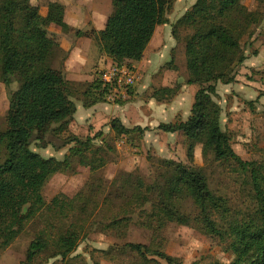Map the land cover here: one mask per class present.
I'll use <instances>...</instances> for the list:
<instances>
[{
  "label": "trees",
  "instance_id": "obj_1",
  "mask_svg": "<svg viewBox=\"0 0 264 264\" xmlns=\"http://www.w3.org/2000/svg\"><path fill=\"white\" fill-rule=\"evenodd\" d=\"M175 1L111 0L112 12L105 27L100 31L76 30L75 36L95 41L112 65L139 62L156 28L167 23V11ZM243 2L196 0L174 23L171 30L174 39L180 28L191 31L184 44L186 84L200 88L187 120L162 123L156 129L165 134L184 135L190 143V161L193 146L200 144L204 155L212 154L216 162H233L249 179L253 209L239 217L230 215L227 202L209 189L200 169L174 160L160 161L162 171L152 183L129 174L116 190L122 193L118 196L123 197L127 207L125 215L132 212L133 206L139 208L143 214L141 226L154 236L168 224H177L204 235L218 236L233 255L228 263L196 260L191 264H264L263 168L243 161L234 152L221 128V109L211 98L217 83L235 82V71L246 59L244 37L264 19V0H254L251 10L244 8ZM65 11L64 4L50 1L43 16L31 0H0V82L7 89L14 82L18 84L16 90L8 93L5 128L0 130V250L10 247L33 221L45 213L50 215L19 264H34L42 256L64 260L76 250L83 228L72 222L55 232L53 222H62L70 214L77 217L84 213L86 204L79 205V194L72 199L57 195L47 204L42 190L52 176L70 166L73 156L92 171L102 166L87 155L92 151L91 139L82 143L73 138L76 144L73 154L63 160L43 158L31 149L32 141H43L54 126L58 133L66 131L77 113L71 82L62 70L52 66V59L61 51L60 43L47 33L50 25L64 26ZM97 83H92L91 94L107 92L109 87L101 89V83ZM178 91L179 87H164L155 92V98L158 101L171 98ZM252 106L248 103V107L252 109ZM110 127L119 136L143 131L140 127L129 129L117 119L111 121ZM188 202L193 212L187 211ZM146 206L149 211L143 210ZM126 221L124 216L112 221L110 226L118 227ZM124 248L142 257L145 263L159 264L149 259L153 257L165 264H183L179 258L165 253L161 243H127Z\"/></svg>",
  "mask_w": 264,
  "mask_h": 264
},
{
  "label": "rangeland",
  "instance_id": "obj_2",
  "mask_svg": "<svg viewBox=\"0 0 264 264\" xmlns=\"http://www.w3.org/2000/svg\"><path fill=\"white\" fill-rule=\"evenodd\" d=\"M50 1L53 0H31V3L45 12ZM90 2L91 0H64L67 19L71 20L74 29L71 31L68 25L53 28L50 25L47 33L55 35L60 31L67 38L69 35L75 36V31L79 28L81 31L94 29L93 24L101 19L100 15L94 13V9L100 5L108 15L112 12V6L110 2L102 4L100 0H92L90 10ZM181 4L179 2L176 9L174 4L169 7L166 15L169 20L154 35L145 55L147 60H143L144 64L129 61L121 64L134 75L131 86L115 85L104 94H91L92 83H101V89L105 87L102 78L105 69L112 65L110 60H104L102 66L93 67V70H87L86 67L77 70L71 66L70 72L66 73L67 54L61 50L52 59V66L62 70L65 77L71 79L72 100L77 113L66 131L58 133L57 126H54L43 141L33 140L31 149L43 158L63 160L73 154L72 148L76 147L73 138L82 143L91 139L92 151L87 152V155L94 157L102 166L92 171L90 167L80 165L78 157L73 156L70 166L63 173L52 176L45 184L42 194L47 204L57 195L70 199L78 194L81 196L79 205L86 204L84 213L77 217L70 214L66 220H54L53 223L57 232L76 222L83 228V234L76 250L67 259H48L49 256H42L34 264H156L145 263L142 257L124 248L127 243H161L165 253L179 258L183 264H191L196 260H202L203 263H228L233 259L226 242L216 235H204L195 229L168 224L154 236L141 226L143 214L139 208L133 206L134 210L125 215L127 207L123 197L118 196L122 193L116 191L129 174L141 177L147 184L152 183L162 171L160 161L174 160L200 169L209 189L227 202L230 215L239 217L254 207L249 179L233 162H216L212 154L204 155L200 144L193 146V160L190 161V143L184 135L165 134L156 129L162 123L187 120L195 93L200 88L186 84L188 73L184 44L191 31L180 28L177 39L171 34L174 18L185 9L180 7ZM243 5L244 8L251 7L254 0H244ZM92 42L104 55L98 44L93 40ZM239 70L237 68L235 71V78H238ZM239 82L237 80L231 85L217 83L216 93L211 98L221 109V128L229 137L234 152L243 161L262 166L264 174V102H258L253 95H250L252 100L242 95ZM17 87L18 84L14 82L7 89L0 82V130L5 128L8 93ZM164 87H179V91L171 98L158 101L155 92ZM259 93L260 96L263 94ZM250 102L253 104L252 109L248 107ZM114 119L120 120L129 129L140 127L143 131L116 135L110 127ZM186 209L188 212L194 210L189 202ZM143 210L149 211V206ZM49 216L45 213L33 221L10 247L0 250V264H19L23 261L29 243L44 228ZM124 216H127L128 221L121 222L118 227L110 226L112 221ZM51 253L53 252L50 255ZM149 259L165 264L157 258Z\"/></svg>",
  "mask_w": 264,
  "mask_h": 264
},
{
  "label": "crops",
  "instance_id": "obj_3",
  "mask_svg": "<svg viewBox=\"0 0 264 264\" xmlns=\"http://www.w3.org/2000/svg\"><path fill=\"white\" fill-rule=\"evenodd\" d=\"M56 2H59L61 4H64V0H53ZM196 0H176L174 2L173 7L176 9L177 4L181 2V8L185 7L183 12L176 16L174 18V22H176L194 3ZM111 4V0H100V3L102 4ZM91 3L90 2V10H91ZM255 6V3L253 6L249 7L247 6L246 9H253ZM66 7V6H65ZM263 13H264V6H263ZM40 13L43 16H46L47 14V8L45 12ZM94 13L101 16V19L93 24V28L97 31L102 30L105 27L106 21L108 16L111 14L109 13L106 15V10L102 6L98 5L97 8L94 9ZM106 15V16H105ZM167 21L169 20V16H166ZM71 20L67 19V7H66V18L64 26H69L70 30L74 29V26H71ZM167 24V23H166ZM165 24V25H166ZM172 24V22H171ZM165 25L158 26L155 30L154 35L156 34L157 30H162V28ZM53 27H58L55 25H51ZM85 27V26H84ZM77 30H81L80 28ZM58 42L60 43V48L62 51H64L67 54L66 60H65V71L66 73L70 72V67L74 66L72 68H76L77 70L81 69L83 70L84 67H86L87 70H93V67H100L102 66V63L104 60H110L111 64L112 61L109 57H107L105 54L102 55L99 52V49L93 44L91 39L87 38H76V36L69 35V37L65 38L62 36L60 31H57L54 35ZM154 36L152 37V40L150 41L148 47L146 48L144 52V57L141 61L136 62L138 64H144L146 53L149 51V46L153 41ZM244 43V55H245V61L239 66V72H238V78H235V81L240 80V90L242 91L241 94L249 98V100H252L250 95L255 96L256 99H258V102L262 103L264 102V19L263 21L255 26L254 28H251L243 40ZM153 58V57H151ZM144 60V61H143ZM253 73L254 76L252 75ZM263 73V74H262ZM253 78V79H252ZM68 80H71L68 78ZM231 85V84H229ZM259 92H263L261 94ZM263 95V96H262Z\"/></svg>",
  "mask_w": 264,
  "mask_h": 264
},
{
  "label": "built area",
  "instance_id": "obj_4",
  "mask_svg": "<svg viewBox=\"0 0 264 264\" xmlns=\"http://www.w3.org/2000/svg\"><path fill=\"white\" fill-rule=\"evenodd\" d=\"M103 83L105 87L112 88L115 85L131 86L133 84L134 75L132 71L128 70L124 66L112 65L108 69H105L103 73Z\"/></svg>",
  "mask_w": 264,
  "mask_h": 264
}]
</instances>
